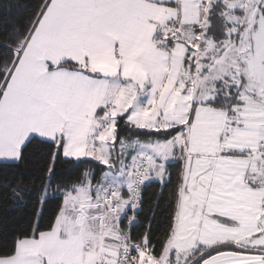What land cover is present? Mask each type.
<instances>
[{
	"label": "snow or ice",
	"instance_id": "6c2138e0",
	"mask_svg": "<svg viewBox=\"0 0 264 264\" xmlns=\"http://www.w3.org/2000/svg\"><path fill=\"white\" fill-rule=\"evenodd\" d=\"M0 264H264V0H0Z\"/></svg>",
	"mask_w": 264,
	"mask_h": 264
}]
</instances>
